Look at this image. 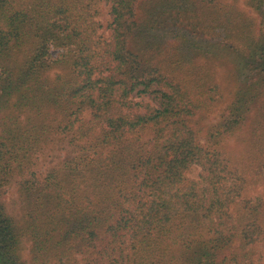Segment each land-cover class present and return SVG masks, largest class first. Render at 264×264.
<instances>
[{
    "label": "trees",
    "instance_id": "obj_1",
    "mask_svg": "<svg viewBox=\"0 0 264 264\" xmlns=\"http://www.w3.org/2000/svg\"><path fill=\"white\" fill-rule=\"evenodd\" d=\"M0 264H264V0H0Z\"/></svg>",
    "mask_w": 264,
    "mask_h": 264
},
{
    "label": "rangeland",
    "instance_id": "obj_2",
    "mask_svg": "<svg viewBox=\"0 0 264 264\" xmlns=\"http://www.w3.org/2000/svg\"><path fill=\"white\" fill-rule=\"evenodd\" d=\"M246 2V0H240V3L241 4H244ZM100 20L104 23V24H108L109 23V21H110V16H109V14H108V11H107V8H105V10H104V12H103V14L101 15V17H100ZM55 54H58V52H55ZM219 74H224L225 75V69L223 68V67H221V66H217L216 67V69H215ZM225 77H226V75L225 76H220L219 75V78H218V82L219 81H224V79H225ZM240 138V137H239ZM230 144L232 145V146H235V145H237V139L236 140H232L231 142H230ZM65 146V145H64ZM62 148L63 147H61V148H59V147H57L56 149V151H59V152H51V153H48V155H47V158L45 159V163L41 166L42 168H47L48 167V165H47V163L46 162H48V163H51L52 161H55L54 160V157L55 156H60V155H62V152H61V150H62ZM197 175V172L196 171H194V172H192V177H194V176H196ZM14 190H15V188H14V185H12V186H8V187H6L5 189H3V191H2V195H3V198H5V200L8 202V204L11 206L13 203V205L16 207V205H15V201H16V198H15V192H14ZM17 207H18V205H17Z\"/></svg>",
    "mask_w": 264,
    "mask_h": 264
}]
</instances>
